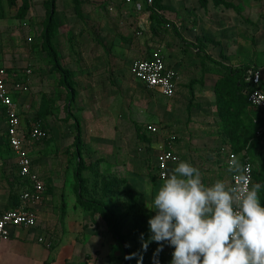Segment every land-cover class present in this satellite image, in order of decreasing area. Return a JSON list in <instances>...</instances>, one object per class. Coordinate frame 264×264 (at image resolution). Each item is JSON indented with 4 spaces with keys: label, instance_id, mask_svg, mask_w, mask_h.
Masks as SVG:
<instances>
[{
    "label": "crops",
    "instance_id": "obj_1",
    "mask_svg": "<svg viewBox=\"0 0 264 264\" xmlns=\"http://www.w3.org/2000/svg\"><path fill=\"white\" fill-rule=\"evenodd\" d=\"M45 1L31 0L27 19L38 15L33 14L34 4L37 7V4H41L40 9L46 10ZM77 1L80 3L79 11L76 10L74 0H56V20L60 28L65 27L64 36L59 39L63 51L58 45L57 50L63 55L60 62L71 71L75 90L73 105L66 106L65 121H68L67 112L70 111L72 117L68 126L74 128L77 125L75 120L78 119L83 140L86 142L85 151L90 149L97 159H101L100 171L126 179L128 189L151 214L155 212L150 211L148 206H151L156 191L163 183L156 170V158L162 149H172L180 156V161H184L182 155L190 147L193 153L195 147L200 148L207 143L210 150L198 153V158H207L211 167V176L204 173V177L210 179V184L217 179L231 182L221 150L222 146L229 145L219 137L212 110L205 106L194 108L190 116L188 112L184 113L181 104L183 100L186 103L190 99L189 85L192 81L201 78L208 82L216 81V64L213 60L218 61V58L215 41L222 38L228 41V14H264V0H207L205 6L200 0H159L155 7H150L146 0H132L131 3L125 0ZM228 2L233 3L234 7H228ZM111 7L114 10L111 11ZM151 14L156 15L152 17ZM33 21L32 26H24L29 36L34 38L32 42L28 41L30 45L37 43L36 34L39 30L35 23L38 20L34 17ZM55 38L53 41L56 44L58 42ZM156 48L162 50L166 63L178 71L177 89L173 98H167L157 90H150L131 73V64L150 56ZM32 50L28 53L31 54L30 58L34 57ZM27 61L21 60L10 65L7 61L2 62L0 58L1 64L8 71L10 81L17 78L27 79L26 71L31 69L29 77L32 88L36 84L37 69L40 66H34L37 60ZM220 63L228 66L224 61ZM52 75L57 86L49 90L48 95L42 93V97L47 96L49 100H53L51 97L56 94L65 103L69 91L61 85L59 74L52 72ZM38 83L44 87L40 81ZM195 86L194 98L201 101L206 92ZM30 96L24 101L26 94L18 93L15 98L23 115L36 119L42 112V97L32 99ZM26 104H29V109L25 107ZM49 107L50 113L43 120L50 132L48 137L53 133V137L57 139L56 126H51L52 105ZM0 116V197L2 208H9L15 204L14 194L18 192L21 195L28 183L18 175L16 156L8 143L6 116L1 106ZM210 120L215 122L214 129L210 128ZM202 121L210 122L202 124ZM138 124H145V127L153 124L159 130L153 134L142 126L145 140L139 145ZM46 139L35 142L30 148V155L34 170L45 183L52 186L53 194L47 196L46 201L39 207L36 228L12 227L10 238L0 247V264H122L125 255L122 243L113 236L101 216L96 215L93 218L85 213L82 204L68 203L65 216L61 219L59 201L63 196V182L60 180L63 172H59V167H62V155L55 159L48 157L46 153L54 149L57 154V145L61 154L66 149L61 141H55L53 146H48ZM73 140L74 137L67 149L74 155ZM3 142L7 144L12 156L1 146ZM70 143H73L72 147ZM148 150L154 152L152 167L145 160L142 161L141 157L138 158V155L144 156ZM240 154L255 166L252 156L244 151H240ZM10 157L13 159L16 175L20 178V184L14 188L7 185L6 181L10 176L3 166L4 160ZM66 159L68 160V155ZM177 164L170 165V174ZM55 197L56 201L53 202ZM49 231L55 236L51 247L38 241L39 236ZM163 251L165 257L171 261L173 249L165 243ZM134 257L135 253L132 258ZM133 264L149 262H140L134 258Z\"/></svg>",
    "mask_w": 264,
    "mask_h": 264
},
{
    "label": "rangeland",
    "instance_id": "obj_2",
    "mask_svg": "<svg viewBox=\"0 0 264 264\" xmlns=\"http://www.w3.org/2000/svg\"><path fill=\"white\" fill-rule=\"evenodd\" d=\"M38 7L33 5V14L36 18L35 23H37V27L39 30L36 34V41L37 43H34L35 45H30L28 43L27 37H29V32L27 33V30L24 28L23 22H29V25H33L34 21L32 17L31 19H21L18 17V8L20 6V3H18L17 6L11 7L8 5L6 0H2V5L0 8V58L3 61H7L8 64L14 65L17 64V62H20L21 60L27 61L28 59L30 61H36L34 66L39 67L37 69V76H36V84L31 88L30 84V91L29 93H26V97H24V101L27 100V96L32 97V99H35L38 97H42V93L48 95L50 92L49 90L55 89L57 86V82L55 80V77L52 75V67H51V59L47 55V52L42 49V43L43 40L41 38L42 29L45 28L46 22H47V13L46 10L43 11V9H40L41 4ZM40 10V12H39ZM40 14V15H39ZM79 16L81 14H78ZM228 41L224 40L223 38L215 41V50H216V58H218L219 62H225L228 66L221 64L214 65V68L216 70L217 76L216 81L208 82L204 80V78L196 79L195 83L193 84L192 93H190V99L188 102H184L181 104L182 109L185 113L188 112L191 116V112L194 108H202V106H205L206 108H209L212 110V113L214 114L215 122H217V125H215V122H212L211 129H214L215 127L218 129L219 137H221L223 140H225L228 145H233L235 147H238L240 149H243L242 151L246 152L248 155L252 156L254 161V167H255V177L254 182L263 183L264 180V119L263 116L260 114V112L251 106L246 105L243 103L242 99L238 96L235 92V81L233 80V76H231V71H235L239 68L249 66V65H260L264 63V14H228ZM61 21V20H60ZM78 22V21H77ZM37 28L36 26H34ZM64 29L65 27H61L58 24L55 29V40H57L58 43L55 44L56 47L59 46L61 49V44H59V39L61 40L62 36H64ZM58 45V46H57ZM36 46V47H35ZM40 46V47H39ZM34 47V48H33ZM38 48V49H37ZM33 49V50H32ZM35 49V50H34ZM37 49V50H36ZM30 50H32L34 53V57H31ZM61 51H63L61 49ZM25 54H27L25 56ZM24 55V56H22ZM61 56V61L63 58V55L59 54ZM28 62V61H27ZM25 65V64H23ZM63 65V64H62ZM28 66H31L28 64ZM64 68L68 69L66 65ZM27 73V72H26ZM226 76L225 79H222L220 82V91H215V84L217 80L220 77ZM228 76V77H227ZM43 78L44 80H42ZM30 80V78H29ZM41 85H44V87H41L39 85V82ZM193 82V81H192ZM191 82V83H192ZM190 83V84H191ZM198 84V85H197ZM196 85V86H195ZM194 86L196 88L204 89L206 92L205 97L203 100L199 101L195 97L194 92ZM190 87V85H189ZM45 90V91H44ZM190 91V89H189ZM52 92V91H51ZM55 92V91H54ZM53 92V93H54ZM230 97H234V102L231 101L229 104L231 106V110L228 111V109L225 108L226 103H228ZM54 95V94H52ZM53 100H49V105H52V119L53 123L51 126H56V134L57 139L53 137V133H51V137L49 139H46L45 143H48V146H53V142L55 141H61L63 148L66 149L65 152L62 154L59 153L60 149L57 145V154H55L54 149L50 152H47L46 155L48 157H53L55 159H58L62 155V167L60 166L59 172H63L62 177L60 180L63 182V196L61 201V207H60V216L61 219L65 216V208L66 204L68 203H78L82 204L84 206V210H86L85 213L91 217H95L98 215L100 217V211L101 207L95 210V212L91 209H88L86 205H89L87 203V200H96L103 202V204H107L112 212L113 215L116 218L117 223V229L127 237L130 236V245L133 249V253H135V259L137 261H145L144 255L145 252L149 253L151 259L153 261H160V262H167L169 263L170 259L165 257L164 251L157 252V249L160 247L156 242H150L151 244L154 243L155 249L150 248V244L147 245V248L142 245L141 240V234L144 232H149V225L148 220L151 216L155 214H151L148 212V210L143 209H137L136 205H141V201L139 198L138 202L135 205L134 213H132L131 216L125 214V209L127 207V203L129 204L131 201V198L134 197V193L130 189H128V184L126 182L125 185L120 187L119 192L117 191L115 194L113 193V188L109 189V195H106L107 189L105 188V181H103L104 177H101V175L98 173V165L101 162V159H97L95 157L93 151L89 149H86V151L83 153L86 154L85 157V168L83 170V200L81 201L78 196V185L75 180V170L77 168L76 162H75V156L73 155V152H71L69 149H67V146H69V142H72L71 140L74 137V140L76 138L77 127L74 126L70 127L68 126V122L71 120V111L68 113V121H65L66 116V106L68 105V99H65V103L61 101L62 99L58 95H54V97H51ZM219 99V100H218ZM170 101V100H168ZM41 109L43 108V104L45 105V102L42 101L41 98ZM24 102H22L23 105ZM169 103V102H168ZM187 108V109H185ZM68 109V108H67ZM1 117V116H0ZM222 117H224L222 119ZM75 118H73L74 120ZM224 120V121H223ZM77 121V120H75ZM210 121H202V124L205 122ZM71 122V121H70ZM191 122V119H190ZM206 125V124H205ZM215 125V127H214ZM142 126L145 127V124ZM142 126L139 124L137 125V131H138V144L140 145L145 139L144 135L142 134ZM208 127V125H207ZM73 135V137H72ZM73 140V142H75ZM83 140V135L82 139ZM84 145L86 144L85 140H83ZM73 146V143H70V146ZM209 144L205 143L203 147H195L192 153L191 147L189 148L187 153H184L182 156V160L190 162L193 166L200 169L203 182L206 185H210V179L207 177H204V173H207V176H211L210 168L208 165V159L204 156H201V158H198V153L204 152L206 150H210ZM3 149L6 151V149L9 151V156H12V153L10 152L7 144L3 142L1 144ZM71 146V147H72ZM151 146V145H150ZM206 146V148H204ZM153 148L152 146L150 147ZM48 151V150H47ZM139 146H138V152H139ZM8 153V152H7ZM6 153V154H7ZM75 153V152H74ZM153 153L152 150H148V152H145L144 156L138 155V158L141 157L142 161L145 160L148 166L152 167L153 164H151V161L153 159ZM68 155V160L66 159ZM65 160H67V163H65ZM97 160L99 162H97ZM69 163V164H68ZM4 170L6 172H9L7 178V185L10 188L16 187L19 183L20 178L18 179V176L16 175L14 166H13V159L12 157L6 158L3 163ZM16 166V165H15ZM100 170V168H99ZM101 172V171H100ZM102 173V172H101ZM10 179V180H9ZM46 182V181H45ZM52 186H49L48 183H46V192L45 197L52 196ZM132 193H130V192ZM11 195L13 193L10 192ZM16 195V193L14 194ZM260 200L262 204H264L263 201V188L260 190ZM46 201V200H45ZM56 201L53 200V202ZM86 204V205H85ZM143 205V204H142ZM144 210V211H143ZM143 211L142 219L138 218L137 220L141 219L139 223L134 222V216H138L140 212ZM98 212V213H97ZM141 216V215H140ZM61 230H63V227H61ZM165 245V243H164ZM163 245V247H164ZM150 259V260H151ZM151 260V261H152ZM149 262V261H148ZM152 263V262H151ZM149 262V264H151Z\"/></svg>",
    "mask_w": 264,
    "mask_h": 264
},
{
    "label": "clouds",
    "instance_id": "obj_3",
    "mask_svg": "<svg viewBox=\"0 0 264 264\" xmlns=\"http://www.w3.org/2000/svg\"><path fill=\"white\" fill-rule=\"evenodd\" d=\"M231 182H203L200 169L180 161L156 191L143 239L173 249L170 264H264V184L250 182L248 168L230 158Z\"/></svg>",
    "mask_w": 264,
    "mask_h": 264
},
{
    "label": "built area",
    "instance_id": "obj_4",
    "mask_svg": "<svg viewBox=\"0 0 264 264\" xmlns=\"http://www.w3.org/2000/svg\"><path fill=\"white\" fill-rule=\"evenodd\" d=\"M131 3L132 0H125ZM150 7H154L155 0H146ZM110 10H114L113 7ZM28 27L27 22H23ZM33 36L28 41H33ZM160 48L154 49L150 56L134 61L130 70L132 75L141 81L150 90H157L167 98H173L178 83V71L169 66L164 60ZM27 79L17 78L10 81L8 71L0 62V106L6 116V134L8 143L16 156V169L18 175L28 183L27 188L20 195L19 203L9 208H2L0 197V247L11 236L12 227L34 229L39 222V207L45 202L46 183L41 175L34 170L33 160L30 155L31 146L38 141L46 139L49 134L41 120L33 117L26 118L15 96L26 94L30 91L29 76L31 69L27 71ZM241 83L245 86L248 102L260 110L264 117V64L249 66L243 71ZM29 109V104L25 106ZM26 111V110H25ZM146 131L156 134L159 128L150 124ZM264 130V129H263ZM222 153L228 166L230 158H238L248 168V178L254 182V167L249 159H244L240 152L234 151L230 146H222ZM180 162V156L172 149H162L156 158V170L158 178L164 179L170 174L171 164ZM38 241L51 247L54 244V233L49 231L39 236Z\"/></svg>",
    "mask_w": 264,
    "mask_h": 264
},
{
    "label": "trees",
    "instance_id": "obj_5",
    "mask_svg": "<svg viewBox=\"0 0 264 264\" xmlns=\"http://www.w3.org/2000/svg\"><path fill=\"white\" fill-rule=\"evenodd\" d=\"M6 1H7L8 5L11 7H15L18 5V3H20V6L18 8V17L21 19H27L28 13H29L31 5H32L31 0H6ZM74 1H75V5L77 7L76 10L79 11L80 10V8H79L80 3H77L78 2L77 0H74ZM158 1L159 0H155L154 7L158 4ZM200 2L202 5L205 6L207 0H200ZM1 5H2V0H0V8H1ZM44 5H45L46 13H47V22H46L45 28L43 29V31L41 33V38L43 40L42 49L47 52V55L51 59V64H52L51 65V67H52L51 71L53 73L56 72V74L60 75L61 85L66 87V89H68V91H69L68 100H67L68 104L73 105L74 100H75V90H74V83L72 82V79H71V71L69 69L64 68V66L60 62L61 60L59 57L57 47L55 46V44L53 42V40L55 38V29L58 25L57 20H56V8H57L56 7V0H46ZM226 5H228V7H234L233 3L228 2ZM155 15L156 14H151L152 17H155ZM213 63L214 64H221L220 62H218L216 60L215 61L213 60ZM247 68H248V66H245V67L239 68L235 71H231V76H233V80L235 81V92L238 95L236 97H238V98L240 97L242 99L243 103H245L248 106L255 108L254 106H252L248 102V98L246 97L247 95L245 92V86L240 81L243 71L246 70ZM225 78H226V76H223L217 80V82L215 84V88H214L216 92L220 91V87H219L220 82L222 79H225ZM194 83H195V81H193L190 84V87H189L190 93H192L191 88L193 87ZM230 95L231 94H229V96H228L230 101L228 100V103H226V105H225V108L228 109V111L231 110V106L229 103L231 101L234 102V97H230ZM42 101L45 102V105L43 104V108L41 109L42 112L40 113V115H38L36 117V119L42 121L44 127L47 129L48 134H49L50 132L48 130L47 124L43 120L46 118L45 116L48 113H50L49 98L47 96L42 97ZM257 110L260 112L259 109H257ZM223 118L224 117H222V119ZM263 119H264V117H263ZM76 120H77V125H76L77 132H76V138L74 140L75 141L74 142V145H75L74 156L76 157L75 162H76L77 168L75 170V180H76V183L78 185L79 199L81 201H85V200H83V185L84 184H83V180H82L83 179V177H82L83 176L82 175L83 170L86 167L85 163H84L85 162V156L83 153V151H85V145H84L83 140H81L82 139V130H81L79 121H78V119H76ZM230 147L236 152H240L243 150V149H240V148L235 147L233 145H231ZM97 162H99V161L97 160ZM98 171H99L98 173L101 175V177H104L103 181H105V188L107 189L106 195H109V193H108L109 189H112L113 187H114L113 188L114 194L117 191L119 192V190L121 189L120 187L125 185L127 182L126 179H122L118 176H115L112 174L101 173L99 170V165H98ZM253 176L255 177V171H254ZM263 183H264V180H263ZM132 195H134V194H132ZM13 199L15 200L14 205L19 203L20 195L18 194V192L16 193V195H14ZM263 201H264V188H263ZM137 202H138L137 196L134 195V197L131 198L130 203L129 204L127 203V207L125 209L126 215L131 216L132 213H134V208H135V205ZM87 203L89 204V205L85 204L87 206V208L93 210L94 212H95V210H97L98 208L101 207L100 211H98L100 213L101 218L106 222V224H107L110 232L113 234V236L122 243V246L124 248V253H125V255L123 257L122 264H133V260H134V258H132L133 257V249L131 248V245L129 243L130 242V236L127 237L126 235H123L119 231V229H117V227H116L117 226V223H116L117 220H116V218H114L115 216L113 215L111 208L107 204H103V202L96 201V200H87ZM136 206H137V209H143V208H144V210L146 209L144 207V205H142V204L141 205L139 204ZM143 211L140 212V214L138 216L132 217V218H134L135 223H139V221L142 219ZM138 218H141V219L137 220ZM150 234L151 233H149V232H144L143 233V239L148 240ZM148 244H150V245H148V246H150V248L155 249L154 243L151 244L149 242ZM143 257L146 261H149L150 263L152 262V264H167L168 263L167 260H166V263H165V261L164 262H160V261L158 262L157 260L153 261L149 255V253H147V252H145V255Z\"/></svg>",
    "mask_w": 264,
    "mask_h": 264
}]
</instances>
